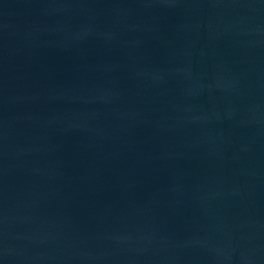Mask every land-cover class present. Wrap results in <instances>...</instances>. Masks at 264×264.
I'll list each match as a JSON object with an SVG mask.
<instances>
[{
  "label": "water",
  "instance_id": "1",
  "mask_svg": "<svg viewBox=\"0 0 264 264\" xmlns=\"http://www.w3.org/2000/svg\"><path fill=\"white\" fill-rule=\"evenodd\" d=\"M0 264H264V0H0Z\"/></svg>",
  "mask_w": 264,
  "mask_h": 264
}]
</instances>
